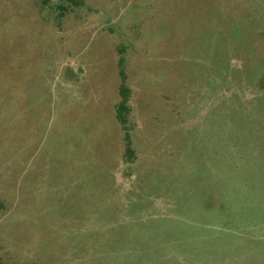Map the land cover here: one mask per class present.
<instances>
[{"label": "rangeland", "instance_id": "obj_1", "mask_svg": "<svg viewBox=\"0 0 264 264\" xmlns=\"http://www.w3.org/2000/svg\"><path fill=\"white\" fill-rule=\"evenodd\" d=\"M81 1L0 0V264H264V0Z\"/></svg>", "mask_w": 264, "mask_h": 264}, {"label": "trees", "instance_id": "obj_2", "mask_svg": "<svg viewBox=\"0 0 264 264\" xmlns=\"http://www.w3.org/2000/svg\"><path fill=\"white\" fill-rule=\"evenodd\" d=\"M39 1V4L41 7H47L49 6L50 0H37ZM63 3H67V6L63 5L62 3L59 5H56V12L58 18H63L68 12V7H75L79 6L82 1L81 0H60ZM69 5V6H68ZM119 76L121 83L119 85L118 89V96L119 101L115 105V118L118 124L122 127L124 131V141H125V154L124 159L126 162H132L135 157V153L131 147V139L129 136V129H128V117L130 114V106H129V100H130V89L126 85V75L124 72L123 67V59L120 58L119 60ZM3 208V203L0 202V209Z\"/></svg>", "mask_w": 264, "mask_h": 264}]
</instances>
